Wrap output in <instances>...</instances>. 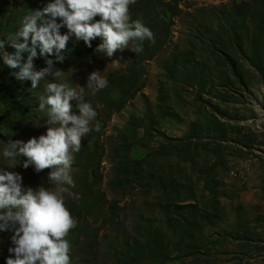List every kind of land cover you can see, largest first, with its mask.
Instances as JSON below:
<instances>
[{"label": "rangeland", "instance_id": "1", "mask_svg": "<svg viewBox=\"0 0 264 264\" xmlns=\"http://www.w3.org/2000/svg\"><path fill=\"white\" fill-rule=\"evenodd\" d=\"M49 2L0 0V40ZM130 15L155 37L139 53L134 40L107 57L96 51L100 37L89 47L59 30L69 40L54 82L82 91L97 113L73 153V185H61L77 219L66 237L71 264H264V0H136ZM36 51L38 70L56 55ZM13 71L0 56L5 169L7 142L46 134L38 106L52 81L31 89ZM93 71L108 81L94 94ZM23 159L11 169L23 186L50 187V169H25ZM12 235L0 231V264L15 259Z\"/></svg>", "mask_w": 264, "mask_h": 264}, {"label": "clouds", "instance_id": "2", "mask_svg": "<svg viewBox=\"0 0 264 264\" xmlns=\"http://www.w3.org/2000/svg\"><path fill=\"white\" fill-rule=\"evenodd\" d=\"M136 0H50L41 10L32 11L23 17L22 27L8 41L0 40V49H4L3 62L12 75L19 81H31V89L39 86L40 81L51 77L45 88L46 95L39 98V110L47 113V131L38 138L27 142L9 141L3 149V157L10 161L8 169L0 168V231L13 232L14 244L10 252L15 253L7 264H71V244L66 238L77 226V219L67 207L63 184L73 185L70 168L73 153L79 152L82 139L93 129L91 122L97 113L91 103L86 102L81 93L66 83L54 82L63 71L53 66L62 62L61 55L69 40L68 34H61L62 26L69 33L91 47V41L100 37L102 43L96 51L112 57L117 50L128 48L130 41H139L135 53L143 50V41L155 43L154 33L142 20H132L130 6ZM97 16L100 19H95ZM59 18L60 23L57 22ZM23 37V42L18 38ZM29 37L31 47L29 46ZM11 45L15 51L8 53L5 45ZM52 54L54 59H46V67L37 69L34 58ZM28 51L27 59L21 57L22 51ZM115 61V60H114ZM108 81L99 71L89 74L87 87L93 91L106 88ZM77 103L73 111L71 101ZM99 131V124L95 126ZM17 157H23V168L34 166L37 173L50 169L47 181L51 185L32 188L24 187L22 175L13 171ZM21 162V161H20ZM19 162V163H20Z\"/></svg>", "mask_w": 264, "mask_h": 264}, {"label": "trees", "instance_id": "3", "mask_svg": "<svg viewBox=\"0 0 264 264\" xmlns=\"http://www.w3.org/2000/svg\"><path fill=\"white\" fill-rule=\"evenodd\" d=\"M97 42H98V41H95V45H97ZM20 107L24 108L21 104H20ZM24 109H25V108H24ZM190 208H196V207L192 206V207H190Z\"/></svg>", "mask_w": 264, "mask_h": 264}]
</instances>
